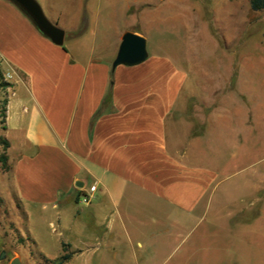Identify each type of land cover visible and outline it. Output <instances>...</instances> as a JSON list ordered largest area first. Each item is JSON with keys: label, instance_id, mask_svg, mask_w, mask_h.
<instances>
[{"label": "crops", "instance_id": "obj_1", "mask_svg": "<svg viewBox=\"0 0 264 264\" xmlns=\"http://www.w3.org/2000/svg\"><path fill=\"white\" fill-rule=\"evenodd\" d=\"M36 1L64 31L62 45L0 0V69L10 75L4 137L24 227L33 239L36 220L56 232L60 256L70 253L62 264L147 259L155 238H175L161 225L191 229L219 206L220 149L264 145V45L242 55L219 46L226 60L210 66L187 47L152 42L142 63L112 68L125 32L147 48L148 30L172 20L148 16L143 1L135 13L126 3L119 18L84 0ZM245 8L262 12L248 0Z\"/></svg>", "mask_w": 264, "mask_h": 264}, {"label": "rangeland", "instance_id": "obj_2", "mask_svg": "<svg viewBox=\"0 0 264 264\" xmlns=\"http://www.w3.org/2000/svg\"><path fill=\"white\" fill-rule=\"evenodd\" d=\"M84 1L101 15L114 14L116 18L121 16L126 3L132 4L131 11L135 13L136 4L143 1L148 16L158 13L161 18L172 20L170 26L159 23L148 30V50H152L153 43L160 48L184 46L193 60L210 66L226 60V53L219 46L239 47L237 55H242L257 49L255 45L259 42L264 45V11H246L245 0ZM233 2L240 11H233ZM120 22L123 26L124 20ZM7 81L3 73L0 78V256L2 250L5 255L0 258V264H8L16 256L22 264H51L43 259V252L56 263L62 254L56 232L36 220L33 229L37 239L34 242L27 239L30 230L24 227V213L11 191V164L8 156L6 164L1 160L3 153L7 155L2 142V112L9 86L3 83ZM258 144L253 143L249 149L242 144L220 149L221 161L213 165L219 173V195L215 193L219 209L210 207L197 227L165 228L160 224L161 232L174 229L176 240L184 237L182 241L174 242L173 236L155 238L151 257L139 261L94 258L75 259L68 264H264V145Z\"/></svg>", "mask_w": 264, "mask_h": 264}, {"label": "water", "instance_id": "obj_3", "mask_svg": "<svg viewBox=\"0 0 264 264\" xmlns=\"http://www.w3.org/2000/svg\"><path fill=\"white\" fill-rule=\"evenodd\" d=\"M34 21L37 28L56 45H62L64 31L52 24L44 15L41 7L35 0H13ZM147 58L146 39L136 33L125 32L120 40L112 68L119 65L134 66L142 63ZM5 251H1V257ZM9 264H22L19 257H13Z\"/></svg>", "mask_w": 264, "mask_h": 264}, {"label": "trees", "instance_id": "obj_4", "mask_svg": "<svg viewBox=\"0 0 264 264\" xmlns=\"http://www.w3.org/2000/svg\"><path fill=\"white\" fill-rule=\"evenodd\" d=\"M249 1V4H250V8L251 10L253 11H264V0H248ZM85 25L81 26L74 34L73 36H79L81 35L84 31H85ZM3 77V73L0 69V78ZM3 85H10V83L7 81V82H4ZM2 115L4 116L5 118V109L3 110L2 112ZM4 128V127H3ZM2 142L3 144L7 147L8 146V141L5 139V137L2 138ZM1 160L3 161L4 164H6L7 162V155L6 153H3V155L1 156ZM27 239L30 240L31 242H34L33 238L27 234ZM65 245L63 244V247ZM65 249V247H64ZM70 256V253L67 252L63 255H61L57 260H56V263H53L52 260H47L44 256H43V259H45L46 261H49L51 264H62L68 257Z\"/></svg>", "mask_w": 264, "mask_h": 264}, {"label": "built area", "instance_id": "obj_5", "mask_svg": "<svg viewBox=\"0 0 264 264\" xmlns=\"http://www.w3.org/2000/svg\"><path fill=\"white\" fill-rule=\"evenodd\" d=\"M9 76H10L9 74H6V77H9ZM92 197H93V192H88V193L81 195L79 198V201L85 204V203H88Z\"/></svg>", "mask_w": 264, "mask_h": 264}]
</instances>
